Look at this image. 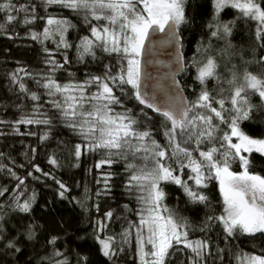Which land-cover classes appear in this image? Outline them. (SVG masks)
Returning a JSON list of instances; mask_svg holds the SVG:
<instances>
[{"label": "snow or ice", "instance_id": "snow-or-ice-1", "mask_svg": "<svg viewBox=\"0 0 264 264\" xmlns=\"http://www.w3.org/2000/svg\"><path fill=\"white\" fill-rule=\"evenodd\" d=\"M43 2L48 6L59 5L71 9L83 16L89 35L80 37L76 45L77 59L80 62H84L86 57L98 59L97 49L108 56L116 57L115 71L113 65H105L102 76H90L82 82L69 80L61 84L55 79L54 73L64 69L70 61L66 52L62 54L63 63H59L49 54L45 63L51 66L50 74L42 77L43 83L40 79H37L36 83L46 90L45 95L54 98L49 100V103L57 110L64 126L80 137L81 143L75 144L72 150V155L77 160L87 152H98L102 158L96 164L97 168L118 161L125 162V171L128 173L126 191L134 196L142 207L137 213L140 216L139 223L130 224L121 236L124 242L128 243L132 228H136L139 264H166L172 252L179 250L180 245L191 253L190 264H207L206 256L212 254L209 240L189 239V233L196 230L191 222L163 203L166 193L161 187V182L179 185L192 203L209 206L208 196L200 189L207 188L211 180L218 181L223 202L222 212L219 215H208L198 230L209 231L215 224L222 230L226 240L239 235L264 236V176L249 171V157L252 153L264 155V138L252 137L241 127L243 122L254 118L256 111L264 113V55H256L257 49H264V0H212L213 18L207 27L211 30L210 37L224 42V47L217 52L221 60L218 61L211 55L205 56L203 60H194L193 66L197 69L196 80L201 85L196 99L189 102L182 94H178L173 95L164 104L157 103L154 97L147 96L142 90L140 56L145 50V41L150 32L168 28L175 38L179 26L189 23L186 15L188 0ZM225 9L235 10L238 13L236 19L221 20L220 14ZM13 11L27 12L28 9L24 6L17 9L12 0L0 3V12L7 14L8 23L17 19L10 14ZM31 12V19L25 17L23 20L26 25L36 19L35 6ZM237 19L255 25V44L250 50L253 57L251 60H245L242 52L233 51L229 38ZM101 21L103 23H99ZM4 27V24H0V29ZM74 27L75 25L67 19L49 17L43 32H32L31 38L43 43L44 40L58 35L57 49H69L72 44L67 41L65 34ZM211 47V43L207 47L201 45L197 51L201 54L207 53ZM44 51L49 50L45 48ZM236 55H239L243 68L231 63ZM221 62L226 76L220 73ZM249 65L258 66L257 70L249 71ZM25 75L32 74L25 72ZM68 75L73 76L72 73ZM11 78L13 82L19 83L20 91L28 94L31 100H40V95L30 91L25 83L19 81L16 73H13ZM211 80L216 82L215 94L208 87ZM225 84L227 87L223 86ZM93 86L95 91H91ZM129 86L132 98L162 118L160 129L166 140L165 144L156 140L149 123L151 118L143 108V120L133 115L131 109H124L122 112L115 110V105L121 108H124V105L114 89L121 95H127ZM253 95L259 97L260 104L251 102ZM39 107L40 105H34V113H38ZM3 123L5 122L0 121V124ZM51 123L49 118L21 116L14 122V131L22 135L18 127L20 124ZM222 125L224 127H221ZM0 135L3 133L0 132ZM233 138H236L237 142L234 143ZM41 139L47 140L48 133ZM237 160L240 162L241 171L232 170V164ZM49 163L58 165L55 158H51ZM186 169L189 174L187 179H184ZM36 171L42 170L36 167ZM12 175L15 176V173ZM15 178L19 184L24 183L20 177ZM108 179L105 176V188L108 187ZM188 181H192V184ZM57 183L61 189L67 190L64 184L59 181ZM0 195H3V191H0ZM60 195L63 197L64 192L61 191ZM97 195L101 193L98 192ZM14 200L13 210L23 213L31 211V199L21 203L17 196ZM95 207L99 211V206ZM112 216V211L106 212L104 220L96 222V231H103L107 227L105 221L110 220ZM2 219L3 216H0V220ZM27 238L34 239V231L30 229ZM96 239L102 246L103 255L109 259L123 251L116 246V238L113 236L101 239L97 235ZM49 243L55 244V238ZM6 247L20 251L14 241H9ZM217 251L222 253L224 249ZM219 258L223 259V256ZM57 264H67V260L58 261ZM243 264H264V256L245 254Z\"/></svg>", "mask_w": 264, "mask_h": 264}, {"label": "trees", "instance_id": "trees-1", "mask_svg": "<svg viewBox=\"0 0 264 264\" xmlns=\"http://www.w3.org/2000/svg\"><path fill=\"white\" fill-rule=\"evenodd\" d=\"M3 2L5 0H0V3ZM12 3L17 9L24 6L28 11L10 13L17 17L11 23L6 19L7 14L0 12V24L5 25L0 29V121L5 122L0 124V132L3 133L0 135V191H3V195H0V216H3L0 220V264H57L65 259L67 264H139L136 228H132L128 243H125L121 236L130 224L139 223L140 216L137 213L142 207L135 197L126 191L128 173L125 171V162L118 161L97 168L96 164L102 158L98 152H87L77 160L72 155V150L75 144L81 143L80 137L64 126L57 110L49 103V100L54 98L45 95L46 90L36 83L37 79L43 83L42 77L50 74L51 66L45 63L49 54L59 63H63L62 54L66 52L70 61L64 69L54 73L55 79L61 84L69 80L82 82L90 76H102L105 65H113L115 71L116 57L108 56L97 49L98 59L86 57L84 62L77 59L76 45L80 37L89 35V32L83 16L73 10L59 5L48 6L43 0H12ZM33 6L36 19L26 25L23 20L25 17L31 19ZM186 15L189 23L179 26L186 61V70L180 77V82L191 102L201 90V85L196 80L197 69L193 66V61L203 60L208 55L215 56L220 61L217 52L224 47V42L210 37L211 30L207 27L213 18L212 0H188ZM237 15L235 10L225 9L220 14V19L230 21L236 19ZM49 17L67 19L75 25L65 34L67 41L72 44L71 48L57 49L58 35L44 40L43 43L31 38L32 32H43ZM254 28V23H244L237 19L229 38L233 51L242 52L245 60L253 58L250 50L255 44ZM209 43L212 46L209 52L201 54L197 51L201 45L207 47ZM45 48L49 51L45 52ZM256 55H264V49H257ZM231 63L236 64L238 68L244 67L239 55L234 56ZM257 67L249 65L248 70L254 71ZM25 72L32 75H25ZM13 73L17 74L18 80L25 83L30 91L38 93L40 100L33 101L28 94L21 92L19 83L13 82L11 78ZM68 73L73 76L70 77ZM220 73L222 76L227 75L223 62ZM223 86L227 87L226 84ZM208 87L215 94V80L209 81ZM95 90L93 86L91 91ZM114 91L124 105V108L115 105V110L122 112L124 109H131L133 115L143 120V108L151 118L149 123L156 140L165 144L166 140L160 129L162 118L132 98L130 86L127 95H121L116 89ZM251 102L261 103L256 95L251 97ZM34 105H40L38 113H34ZM225 106L228 107L227 104ZM21 116L49 118L52 123L20 124L19 132L23 134H16L14 122ZM241 127L252 137L264 138V113L256 111L254 118L243 122ZM46 132L48 139L42 140L41 137ZM51 158H55L58 165L50 164ZM249 159V171L264 176V155L253 152ZM36 167L42 171H36ZM232 170H242L238 160L232 164ZM12 173H15V176ZM188 174L186 169L183 178L187 179ZM17 176L23 179V184H19L15 178ZM105 176L109 178L107 188L104 184ZM57 181L64 184L67 190L61 189ZM188 183L192 184V181ZM161 187L166 193L163 203L180 216L186 217L196 229L189 233V239H208L212 245L211 256H206L207 264H243L245 254L264 256V236L239 235L226 240L222 230L215 224L209 231L198 230L208 215H219L222 212L223 202L218 181L211 180L207 188L200 189L208 196L209 206L192 203L179 185L161 182ZM61 191L64 192L63 197L60 195ZM98 192L101 195L98 196ZM17 196L21 203L31 199L30 212L13 210L14 197ZM96 205L99 206V211ZM108 211H112V218L105 221L107 227L103 231L97 232L96 222L103 221L104 214ZM30 229L35 233L34 239L27 238ZM97 235L101 239L107 236L115 237L116 246L123 251L112 259L105 257L101 251L102 246L96 239ZM53 238L55 244L49 243ZM9 241H14L20 251L7 248ZM178 248L179 250L172 252L166 264H190L189 250L184 249L183 245ZM217 249L224 251L221 253ZM221 256L223 259L219 258Z\"/></svg>", "mask_w": 264, "mask_h": 264}, {"label": "water", "instance_id": "water-1", "mask_svg": "<svg viewBox=\"0 0 264 264\" xmlns=\"http://www.w3.org/2000/svg\"><path fill=\"white\" fill-rule=\"evenodd\" d=\"M182 42L179 28L175 38L166 28L164 31L150 32L145 41V50L140 56L141 86L145 94L154 97L159 104L178 94L189 101L180 82L186 70Z\"/></svg>", "mask_w": 264, "mask_h": 264}, {"label": "rangeland", "instance_id": "rangeland-1", "mask_svg": "<svg viewBox=\"0 0 264 264\" xmlns=\"http://www.w3.org/2000/svg\"><path fill=\"white\" fill-rule=\"evenodd\" d=\"M233 142H234V143L237 142V141H236V138H233ZM148 247H150V246H148Z\"/></svg>", "mask_w": 264, "mask_h": 264}]
</instances>
